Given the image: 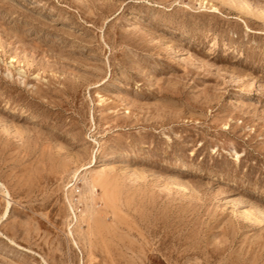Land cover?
Returning a JSON list of instances; mask_svg holds the SVG:
<instances>
[{"label": "rangeland", "instance_id": "obj_1", "mask_svg": "<svg viewBox=\"0 0 264 264\" xmlns=\"http://www.w3.org/2000/svg\"><path fill=\"white\" fill-rule=\"evenodd\" d=\"M0 264H264V0H0Z\"/></svg>", "mask_w": 264, "mask_h": 264}, {"label": "bare ground", "instance_id": "obj_2", "mask_svg": "<svg viewBox=\"0 0 264 264\" xmlns=\"http://www.w3.org/2000/svg\"><path fill=\"white\" fill-rule=\"evenodd\" d=\"M9 204V203H8Z\"/></svg>", "mask_w": 264, "mask_h": 264}]
</instances>
